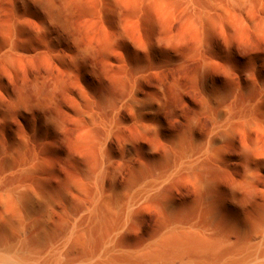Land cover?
<instances>
[{"label": "rangeland", "instance_id": "374dc122", "mask_svg": "<svg viewBox=\"0 0 264 264\" xmlns=\"http://www.w3.org/2000/svg\"><path fill=\"white\" fill-rule=\"evenodd\" d=\"M95 1L0 0L2 29L20 18L42 33L38 53L33 48L0 66L1 147L5 138L27 133L26 151L39 153L60 177L96 171L102 150L110 160L105 172L120 179L159 172L172 154L192 148L193 155L204 143L200 154L209 142L207 155L219 162L206 176L211 189L225 187L238 149L264 140V33L217 30L198 46L182 20H154L153 29L139 32L124 11L102 17L90 10L97 11ZM111 35L119 41L110 45ZM230 108L246 117L229 120ZM98 118L112 121L108 134ZM178 184L181 200L196 199Z\"/></svg>", "mask_w": 264, "mask_h": 264}, {"label": "bare ground", "instance_id": "6f19581e", "mask_svg": "<svg viewBox=\"0 0 264 264\" xmlns=\"http://www.w3.org/2000/svg\"><path fill=\"white\" fill-rule=\"evenodd\" d=\"M95 2L97 11L90 10L101 16L124 11L138 31L154 20H182L185 27H181L198 46L217 30L232 34L243 28L264 33V0ZM22 20L0 27L3 68L21 54L23 59L41 33L35 26L26 29L31 25L26 27ZM120 29L116 32L121 37L125 34ZM114 37L108 44L117 41L118 36ZM58 60L68 67L63 59ZM234 108L227 111L229 120L242 113L239 107L241 112L234 115ZM101 118L108 134L113 123ZM21 134L5 138L0 145V264H264V140L241 144L233 161L236 166L230 169V182L211 189L212 180L206 175L219 161L216 158L214 163L209 157V142L200 154L196 152L204 143L199 149L194 147L193 155L192 148L189 154L186 149L172 154L159 172L142 169L143 173L132 172L120 179L105 172L110 160L100 147L96 171L60 177L50 171L49 162L39 153L26 151L28 140ZM178 183L190 187L196 199L181 200ZM150 210L153 216L146 215Z\"/></svg>", "mask_w": 264, "mask_h": 264}]
</instances>
